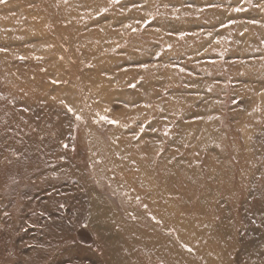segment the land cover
Returning a JSON list of instances; mask_svg holds the SVG:
<instances>
[{"label":"rangeland","instance_id":"rangeland-1","mask_svg":"<svg viewBox=\"0 0 264 264\" xmlns=\"http://www.w3.org/2000/svg\"><path fill=\"white\" fill-rule=\"evenodd\" d=\"M96 205L264 264V0L0 3V264H118Z\"/></svg>","mask_w":264,"mask_h":264},{"label":"bare ground","instance_id":"bare-ground-1","mask_svg":"<svg viewBox=\"0 0 264 264\" xmlns=\"http://www.w3.org/2000/svg\"><path fill=\"white\" fill-rule=\"evenodd\" d=\"M179 185L181 184L179 183ZM181 192L178 201L179 205L183 207L187 205V201L183 190ZM195 207L196 210L201 209L198 204ZM167 213L162 215L163 218L151 213V217L145 219L139 215V212H135L133 215L140 224L136 226L135 223V226H132L125 224V220L121 218L122 215H118L111 205L107 210L96 205L92 213L91 224L97 235L106 241L110 258L118 264H183L180 258L175 255L181 253L182 243H186L188 239L182 236L178 230H170L166 223L169 218L166 216ZM183 218L188 220L187 217ZM189 230L196 238L195 227ZM131 231L137 233L136 238L131 239L132 237L129 235ZM175 236L180 238V241L176 240ZM173 259H175V263Z\"/></svg>","mask_w":264,"mask_h":264},{"label":"snow or ice","instance_id":"snow-or-ice-1","mask_svg":"<svg viewBox=\"0 0 264 264\" xmlns=\"http://www.w3.org/2000/svg\"><path fill=\"white\" fill-rule=\"evenodd\" d=\"M5 2V0H0V3H4Z\"/></svg>","mask_w":264,"mask_h":264}]
</instances>
